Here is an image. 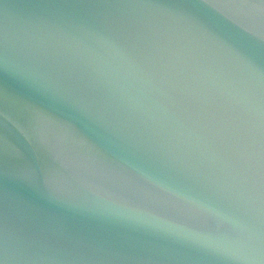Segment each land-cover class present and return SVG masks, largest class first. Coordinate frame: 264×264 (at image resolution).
Listing matches in <instances>:
<instances>
[{
  "label": "water",
  "instance_id": "obj_1",
  "mask_svg": "<svg viewBox=\"0 0 264 264\" xmlns=\"http://www.w3.org/2000/svg\"><path fill=\"white\" fill-rule=\"evenodd\" d=\"M0 264H264V0H0Z\"/></svg>",
  "mask_w": 264,
  "mask_h": 264
}]
</instances>
